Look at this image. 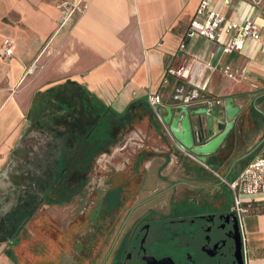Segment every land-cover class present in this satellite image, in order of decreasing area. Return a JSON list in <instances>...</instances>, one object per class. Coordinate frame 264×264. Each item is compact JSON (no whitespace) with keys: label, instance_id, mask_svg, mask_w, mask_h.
Masks as SVG:
<instances>
[{"label":"crops","instance_id":"crops-1","mask_svg":"<svg viewBox=\"0 0 264 264\" xmlns=\"http://www.w3.org/2000/svg\"><path fill=\"white\" fill-rule=\"evenodd\" d=\"M199 2L0 0V196L4 195L2 187H8L16 196L22 190V180L14 170V151L19 149L23 154L28 148L31 155L36 153L37 144L31 139L36 140L38 134L22 140L34 96L67 81L76 82L92 99L120 115L130 106L142 112L139 107L146 102L148 93L160 96L162 116L166 108H171L176 116L177 108L183 104L194 110L205 102L212 105L219 101L222 105L232 98L240 110L236 128L202 167L216 176L224 173V178L233 179L246 162L262 154L264 5L255 9L233 1L236 9L225 10L226 16L238 22L249 19L260 28V40L248 45L242 55L225 54L221 45L199 36L183 38ZM221 2L214 0L216 9ZM5 39L12 41L14 47L12 55L4 58ZM182 40L185 48L180 52ZM171 65L190 67L188 79H170L163 84L165 71ZM226 68L232 78L224 73ZM133 126L141 132V136L135 134L137 141L150 140L147 143L155 148L153 159L160 162L158 168L150 171L152 175L159 176L160 169L169 162L173 164L177 156H186L161 125L150 127V121L142 118ZM160 131L168 138H162ZM241 157L248 160L237 161ZM186 164L183 161L180 165L186 168ZM2 206L0 215L11 208L6 205L3 210ZM28 223L15 244L0 242V264L35 261V256L26 254L25 247L39 238L34 231L32 238L25 237ZM242 229L248 253L246 264H264V196L252 203L242 219Z\"/></svg>","mask_w":264,"mask_h":264},{"label":"trees","instance_id":"trees-1","mask_svg":"<svg viewBox=\"0 0 264 264\" xmlns=\"http://www.w3.org/2000/svg\"><path fill=\"white\" fill-rule=\"evenodd\" d=\"M139 108L143 114L134 106L117 114L71 81L37 93L22 140L38 134L45 138V145L34 155L28 148L23 154L14 151V170L22 180V190L9 211L0 215V242L15 244L41 205L62 206L79 195L87 185L95 157L108 154L135 120L147 117L160 128L146 102ZM161 135L163 138V132Z\"/></svg>","mask_w":264,"mask_h":264},{"label":"rangeland","instance_id":"rangeland-1","mask_svg":"<svg viewBox=\"0 0 264 264\" xmlns=\"http://www.w3.org/2000/svg\"><path fill=\"white\" fill-rule=\"evenodd\" d=\"M133 125L123 132L119 143L108 154L95 157L83 195L62 206L43 204L37 210L35 217L28 223V229H25V237L32 238L34 231L39 238L25 247L26 254L36 257L31 264H104V256L114 234H108L107 223L112 219L116 188L123 190L122 193H133L134 190L141 189L147 192V196L161 192L159 196L152 197L155 201L162 198L161 195L168 187L182 188L180 184L173 185L176 182L186 181L199 186L206 183L204 178L197 180L194 176L208 170L197 161L181 155L177 156L178 160L173 164L169 162L161 168L159 176L152 175L150 171L158 168L160 161L153 159L156 152L147 143L150 140L140 143L137 141L139 139L135 134L141 136V132ZM160 133L161 131L159 135ZM31 140L37 144L36 152L38 148H44L45 138L39 136L36 140ZM183 161L188 162L186 168L180 165ZM139 174L146 177L144 186L139 185ZM223 174L216 176L212 173L210 178L215 184L211 188L216 191L217 205L224 204L226 200L231 201L223 180L229 182L232 178H224ZM2 188L5 190L1 189L4 198L0 196V205L6 210V205L11 207L14 204L16 195L8 187ZM142 198L144 196L139 197ZM25 263L30 264V261L25 260Z\"/></svg>","mask_w":264,"mask_h":264},{"label":"flooded vegetation","instance_id":"flooded-vegetation-1","mask_svg":"<svg viewBox=\"0 0 264 264\" xmlns=\"http://www.w3.org/2000/svg\"><path fill=\"white\" fill-rule=\"evenodd\" d=\"M211 174H195L197 180L204 178L201 186L176 182L182 188H166L157 201L152 197L161 192L147 196L141 189L122 193L116 188L107 223L108 234H114L104 264H246L241 223L231 201L217 205ZM145 180L138 175L140 186Z\"/></svg>","mask_w":264,"mask_h":264},{"label":"built area","instance_id":"built-area-1","mask_svg":"<svg viewBox=\"0 0 264 264\" xmlns=\"http://www.w3.org/2000/svg\"><path fill=\"white\" fill-rule=\"evenodd\" d=\"M245 3L251 8L258 9L264 5V0H222L219 9H216L214 0H200L194 17L186 26L184 39L193 38L194 36L202 37L216 45L222 46V51L225 54L233 52L245 55L248 45L260 40V28L258 24L249 19L243 22L236 21L233 17L226 16L225 10L232 7V2ZM72 13L69 12L68 16ZM12 41L5 39L2 44V56L10 57L13 53ZM185 48L184 41L179 45V51ZM224 73L232 78L229 69H224ZM190 76V67L171 65L165 71L162 83L166 84L170 79L186 80ZM146 103L153 112L156 121L163 127L167 135L172 138L169 129L163 123L162 115L158 112L161 98L158 94L148 93ZM221 104L219 101L212 103ZM185 153V152H184ZM187 157L193 161H197L195 155L185 153ZM230 193L232 210L238 217L241 226L242 219L247 214L252 203L259 196H264V151L262 154L254 157L242 171L231 181L223 180ZM243 249L247 258V249L245 247V236L243 233Z\"/></svg>","mask_w":264,"mask_h":264},{"label":"water","instance_id":"water-1","mask_svg":"<svg viewBox=\"0 0 264 264\" xmlns=\"http://www.w3.org/2000/svg\"><path fill=\"white\" fill-rule=\"evenodd\" d=\"M239 111L233 99L227 98L222 105L212 106L205 102L194 110L183 104L177 108L176 116H173L171 108H166L162 120L179 149L195 155L197 162L205 166L207 157L216 155L221 144L236 128ZM158 112L162 115L160 107ZM216 131L219 133L216 134Z\"/></svg>","mask_w":264,"mask_h":264}]
</instances>
